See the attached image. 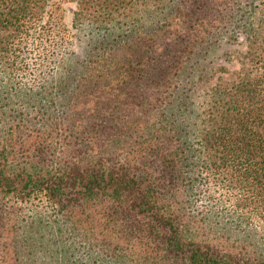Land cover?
<instances>
[{"label": "trees", "instance_id": "trees-1", "mask_svg": "<svg viewBox=\"0 0 264 264\" xmlns=\"http://www.w3.org/2000/svg\"><path fill=\"white\" fill-rule=\"evenodd\" d=\"M60 1L0 0V264H264V0Z\"/></svg>", "mask_w": 264, "mask_h": 264}, {"label": "rangeland", "instance_id": "rangeland-1", "mask_svg": "<svg viewBox=\"0 0 264 264\" xmlns=\"http://www.w3.org/2000/svg\"><path fill=\"white\" fill-rule=\"evenodd\" d=\"M48 4H50V0ZM59 4H60L59 6H60V9L63 15V20L65 21V23L68 25L70 29L69 36L67 33L68 47L73 50H76L78 44H77V41L74 39V37L71 35L75 31L71 27V19H72V12L74 9H76L77 1L76 0H64V1L62 0L59 2ZM47 8H49V5L47 6ZM245 50H246L245 41L243 40L242 37L240 38L239 44L229 47L228 49L229 60L227 59L220 60V63L223 64L227 69V71L225 72L218 73V75H220L221 80L232 77L235 73H237L240 70V68L246 65L248 61L244 57ZM221 80H219V78H217L216 75H214V77L211 78L202 88H200V90L201 89L203 90V88L205 89L206 87L210 85H214L215 83ZM0 204L3 206H10L12 205V202L11 201H1ZM253 229L255 230V233L257 236H260L262 239H264V223L259 224L256 227L254 226Z\"/></svg>", "mask_w": 264, "mask_h": 264}]
</instances>
